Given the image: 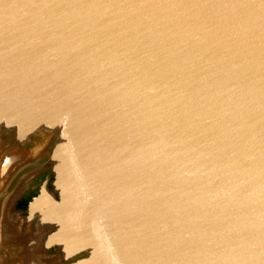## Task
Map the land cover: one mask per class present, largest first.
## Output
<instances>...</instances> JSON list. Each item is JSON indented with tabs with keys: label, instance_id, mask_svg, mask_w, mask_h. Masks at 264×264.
<instances>
[{
	"label": "water",
	"instance_id": "water-1",
	"mask_svg": "<svg viewBox=\"0 0 264 264\" xmlns=\"http://www.w3.org/2000/svg\"><path fill=\"white\" fill-rule=\"evenodd\" d=\"M54 130L0 264H264V0H0V189Z\"/></svg>",
	"mask_w": 264,
	"mask_h": 264
},
{
	"label": "rangeland",
	"instance_id": "rangeland-1",
	"mask_svg": "<svg viewBox=\"0 0 264 264\" xmlns=\"http://www.w3.org/2000/svg\"><path fill=\"white\" fill-rule=\"evenodd\" d=\"M58 140L59 139H58L57 132L54 130L52 138L49 142V145L46 151L42 153L41 155H39L38 157L18 166L13 171V173L10 175V177L7 179L3 187L0 189V250L2 247L1 225H2V220H3L5 205H6L8 198L10 197V195L17 194L19 192L22 183L28 176L54 163L56 151L54 154V151H52V148H53L54 143L57 142ZM51 152H52V158H50Z\"/></svg>",
	"mask_w": 264,
	"mask_h": 264
},
{
	"label": "flooded vegetation",
	"instance_id": "flooded-vegetation-1",
	"mask_svg": "<svg viewBox=\"0 0 264 264\" xmlns=\"http://www.w3.org/2000/svg\"><path fill=\"white\" fill-rule=\"evenodd\" d=\"M41 188V187H40ZM38 195V194H37ZM33 198V197H32ZM31 198V199H32ZM19 199H18V197H16V199L14 200V205H13V207L14 206H16V203H17V201H18ZM28 203H29V201H28ZM28 203H27V205H28ZM27 205H26V208H25V210H27Z\"/></svg>",
	"mask_w": 264,
	"mask_h": 264
},
{
	"label": "bare ground",
	"instance_id": "bare-ground-1",
	"mask_svg": "<svg viewBox=\"0 0 264 264\" xmlns=\"http://www.w3.org/2000/svg\"><path fill=\"white\" fill-rule=\"evenodd\" d=\"M53 151H54V154H55V148H54V150H53ZM56 151H57V150H56Z\"/></svg>",
	"mask_w": 264,
	"mask_h": 264
}]
</instances>
